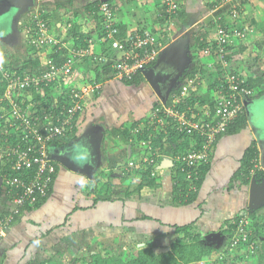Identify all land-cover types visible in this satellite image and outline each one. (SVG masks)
I'll list each match as a JSON object with an SVG mask.
<instances>
[{"label":"crops","instance_id":"1","mask_svg":"<svg viewBox=\"0 0 264 264\" xmlns=\"http://www.w3.org/2000/svg\"><path fill=\"white\" fill-rule=\"evenodd\" d=\"M96 1L103 2L0 0V8L6 10L0 22L5 20L8 23L7 26H0L1 62L6 64L15 60L17 64L28 62L31 66L26 28L36 9L44 10L54 36L69 45L76 44L75 38L65 40L70 29L76 26L81 34L94 39L95 57L104 58L99 60L90 56L78 60L69 82L61 86L62 91L67 88L72 91L93 81L102 84L98 92L90 93L83 99V110L76 115L73 130L50 146L51 157H67L70 166L52 159L57 166V174L51 191L47 198L25 207L16 217L0 242V264H89L85 256L105 248L112 251L116 246H134L137 251L143 246H153L155 251L167 252L179 238L190 242V238L197 236L207 246H215L218 252L189 264H222L223 261L230 264L229 258L216 261L228 235L211 244L205 238L213 232L223 234L226 219L234 218L250 206L251 182L245 185L241 179H235V174L253 143L259 148L261 157L259 140L262 138L257 130L264 131V127L256 123V119L248 118V124L241 131L228 133L218 140L211 155V169L197 198L190 204L178 203L175 199L174 159L165 153L155 168V187L137 189L144 177L128 164L132 160L140 161L145 153L140 144V133L136 135L135 130L147 123L156 108H177L176 102L169 104V100L174 89L184 83L179 82L172 89L168 102L164 103L142 71L140 74L143 77L136 83L114 78L112 60L120 56V52L110 49L101 39L100 18L86 9ZM112 2L117 9L119 37L121 33L125 36L147 30L156 35L160 53L154 64L165 50L171 48L174 53H184L187 69L202 67L204 73L199 74L195 91L201 112L209 109L208 101H215L219 95L220 85L215 83V74L220 69H224L225 73L231 69L234 73L261 79L264 85V0H240L238 19L232 18L229 3L221 5L218 0H180L181 9L171 20L165 15L163 0ZM219 25L246 29L245 37L228 46L227 67L214 54L208 55L204 49L200 51L196 48L198 30L202 29L204 37L212 41ZM37 57L44 63L47 54L40 50L32 59ZM257 90L249 97L259 99L258 102L255 100L254 106L264 109V93L258 94ZM61 93L55 92V100ZM158 100L160 103L155 105ZM202 101L207 102L200 105ZM178 110L191 112L190 108L186 111L178 107ZM173 117L166 115L164 119ZM81 140H85L92 150V178L83 173L84 166L62 154ZM82 179L85 181L83 185L80 183ZM0 181L1 216L10 211L13 202L5 177L0 176ZM252 212L256 216L264 215V201L256 205ZM165 228L168 230L165 231ZM262 229L258 240L264 242V225ZM124 248L125 251L128 249ZM259 252L264 254V243H261ZM262 256L258 258L262 259L260 264H264Z\"/></svg>","mask_w":264,"mask_h":264},{"label":"built area","instance_id":"2","mask_svg":"<svg viewBox=\"0 0 264 264\" xmlns=\"http://www.w3.org/2000/svg\"><path fill=\"white\" fill-rule=\"evenodd\" d=\"M240 0H218L222 4L229 3L231 6V16L238 19L240 15ZM164 12L166 16H173L181 9L180 0H163ZM116 7L111 1H103L98 5V10L91 12L99 15L102 20L101 39H104L109 48L120 52V56L112 60V73L118 80H130L143 68L153 65L160 53L156 35L151 31H139L135 34H127L119 37L120 31L116 20ZM173 19V18H172ZM171 20V19H170ZM245 28H232L230 26L219 25L217 28L215 46L205 48L208 55L214 54L219 58L224 67L228 66L226 50L235 40L246 36ZM27 39L31 45L37 48L56 47L59 50L67 49L66 59L58 63L53 58H47L44 68L33 73L14 75L9 69L1 68L0 81L6 80V88L0 96V106L5 103L9 109L7 112L15 120L11 125H18L20 131L15 143L6 139L7 146L0 149V169L7 167L9 171L5 174V184L10 195H12V207L7 214L0 216V242L7 230L14 223L16 217L27 206H33L41 202L49 195L53 178L57 172V166L51 158L50 146L56 140H60L69 134L75 126L76 115L83 110V99L90 93L98 92L102 84L97 81L71 91V101L73 104L67 110L57 112L44 110L43 115L38 114L33 107L34 103L28 106L21 104L23 93L33 90L39 91L43 86L54 85L56 90L63 92L61 86L63 79H70L74 73V66L78 60L94 56L93 38H88V46L69 45L60 38L54 36L50 31V22L44 10L36 9L32 15L30 25L26 28ZM103 60V57L98 58ZM224 84L220 86L219 95L215 98L214 111L204 110L205 116L201 118V123L188 119L187 113L178 110V105L183 102L184 96L195 88L198 84L199 73L194 78H188L183 84L180 94L175 96L177 108L169 106L156 108L149 116L147 123L139 126L135 134L143 130L150 129L154 124V129H164L166 115L174 116L178 121V127L186 128L189 133L198 131L202 136L206 135L207 140L199 148L192 143V149L181 156L183 161L191 168L187 175L191 189L195 180L199 177L200 165L207 163L213 152V143L218 134L225 132L237 118L245 112L244 98L251 96L254 90L247 84L246 76L232 71H226ZM1 118H5V110L1 113ZM152 140H142L140 144L144 151V161L153 163L155 160L151 153ZM180 159V158H179ZM130 168L138 169L140 165L134 160L130 161ZM264 168V167H263ZM156 175L155 172L152 173ZM235 229L231 234L229 252L219 254L216 261L222 262L227 259V255L234 252L235 256L248 257L258 251L256 241L250 239L252 230L248 220V215H243L239 220L232 222ZM248 243L242 252V243ZM238 248H241L237 251ZM244 253V254H242ZM237 254V255H236ZM234 257V256H233ZM216 264V263H214Z\"/></svg>","mask_w":264,"mask_h":264},{"label":"trees","instance_id":"3","mask_svg":"<svg viewBox=\"0 0 264 264\" xmlns=\"http://www.w3.org/2000/svg\"><path fill=\"white\" fill-rule=\"evenodd\" d=\"M112 2V0H111ZM100 4L99 1H96L92 4H89L87 6L88 12H94L98 10V5ZM179 12V11H178ZM177 14L173 16H167L168 19H172ZM47 16V15H46ZM96 18L100 16L95 15ZM100 21L102 23V20L100 18ZM101 29V28H100ZM217 32V31H216ZM103 33L101 32V36ZM124 33H121V37H123ZM73 38L76 39V45H85L88 46V37L81 34L78 31V28L76 26H73L69 31V36L65 39L68 41H71ZM209 41V42H208ZM216 37L214 40H209L208 37H204V33L202 32V29L198 30L197 33V49L200 51H203L205 48H210L215 46ZM52 48V49H51ZM44 51L47 54V58H53L56 62L61 63L66 59L68 51L66 49L59 50L56 47H44V48H37L34 45H31L29 43L28 45V52L29 55H31V61L32 64L29 67L28 62H24L23 64H17L15 60H11L9 62H6L5 69H9L12 74L18 75V74H24V73H33L36 71H39L40 69L44 68L45 64L41 63V60L39 57L32 59L33 55L36 56L38 51ZM46 58V59H47ZM45 59V60H46ZM44 60V62H45ZM217 74V80L215 81L216 85H222L224 84L225 80V70L220 69ZM203 71V72H202ZM230 71H232L230 69ZM233 72V71H232ZM196 73L203 74L204 70L200 65L198 67H191L190 69H186L185 73L181 76L180 83H186L188 78H194L196 76ZM142 74V73H141ZM140 73H138L134 78L130 80H122L126 83H136L141 80L143 77ZM1 71H0V77H1ZM247 78V84L250 88H252L254 91L257 88L258 94L264 93V85L261 83L262 80L260 79H254L252 77ZM260 81V82H259ZM69 82V79H63L62 83L67 84ZM98 82V81H97ZM214 83V84H215ZM54 85H47L43 86L41 90L36 91L33 90L30 93L25 92L23 93L21 104L25 105L24 107L28 106L29 103H34L35 106L33 109L37 111L38 114L43 115L44 110L48 111H54L57 110L58 113H60L63 109L67 110L73 102L71 101V91L70 88L65 89L60 95H58L56 100L54 97L55 92L54 91ZM6 88V80L0 81V96L3 95ZM196 88L190 89V91L187 93L186 96L183 98V102L178 105V107H182L183 109H186L188 111V108L191 109V112H186L187 117L190 120L197 121L201 123V118L204 115L203 112H201L198 104V96H195ZM182 91V84H180L177 88L173 91V97H170L169 104L174 102V98L176 95L180 94ZM196 91V92H195ZM159 101V100H158ZM156 102L155 105H158L160 103ZM207 102V101H206ZM205 101H202L200 105H204L206 103ZM209 102V109L211 112L214 111L215 108V101H208ZM196 105V108L194 106ZM55 106V109L53 108ZM198 108V109H197ZM9 108L6 107V104L3 103L0 106V149L5 148L7 146L6 139H9V142L15 143L17 140L18 134H14L20 131V128L18 125L14 126L11 125L12 122H15V120L10 116V113L7 112ZM54 109V110H53ZM5 110V118H1V113ZM193 110V111H192ZM207 110V109H206ZM190 111V110H189ZM248 124V115L245 110L243 114H241L237 120L231 124V126L228 128L227 131L222 132L217 135L214 143H213V152L216 147V144L218 140L223 135H226L228 133L238 132L241 131L243 128L246 127ZM156 124H154L150 129H145L141 131L140 139L141 140H152L151 149L149 151L150 156H152L155 160L153 163H147L145 162L144 156L141 157L140 161H135L140 165L138 168V171L141 172L143 175V179L140 182V185L137 189H143L145 187L153 188L156 184L155 176L152 175L153 172H155V168L157 165L161 163V155L162 154H168L171 155L174 159V166L172 167L173 173H174V193H175V199L178 201V203L182 204H190L192 203L198 196L199 190L202 186V183L206 177V175L209 173L212 165V158L210 155V158L207 163H204L200 165L199 167V177L194 182L195 190L190 188V183L187 180V175L189 170L191 168L186 164V162L183 161L182 157L183 155L187 154L193 147L192 143L196 144L194 147L199 148L205 140H207V136H202L201 133L198 131L194 133H189L186 128L178 127L179 123L174 118H167L165 122L164 129L160 130L157 128V130L154 129ZM157 126V125H156ZM128 134L125 133V137H127ZM180 158V159H179ZM260 159V150L257 147L256 143H253L246 151L244 157L242 158V166L235 174V179H241V181L245 185H249L251 182V179L253 176H255L259 180H264V164L261 165ZM130 170V169H128ZM137 170V169H136ZM9 171L7 167H2V170L0 169V176L5 177V174ZM57 174V172H56ZM56 175L53 178V181L55 180ZM53 184V183H52ZM51 184V186H52ZM100 187V186H99ZM51 191V189H50ZM49 191V193H50ZM9 193V192H8ZM10 195V194H9ZM12 196V195H11ZM48 197V196H47ZM46 197V198H47ZM251 210V211H250ZM253 209L250 208V206H246V208L240 213L236 214V216L232 219H226V223L224 225V231L223 235L229 237V235L232 234V232L235 229V225L232 224L234 220H239L240 217L243 215H248V220L250 223V228L252 230V235L250 239L252 241H256V244L259 246V249L261 248V243H264L259 241L258 236L263 231L262 227L264 225V216L259 218V216H251L253 214ZM254 215V214H253ZM232 220V222H231ZM262 230V231H261ZM224 239L223 242V250L222 252H229V243H231L230 239ZM245 246H248V243L244 242L241 245V248H245ZM241 248H238L237 251H239ZM135 252V253H134ZM218 250L215 246H207L204 241L200 237L196 238H190V242H186L184 238H179L176 242L172 244V248L170 251L167 252H157L155 251L153 246H143L140 247L133 252H131L130 256L127 258L125 257H119L116 253L113 251H110L109 249L105 248L102 249L99 253L95 254H89L85 256V259L89 262V264H189L191 262L200 261L205 256H214ZM233 253L227 255V259L229 258L231 261H234V264H239L240 262L242 264H248L250 260H252L256 254L249 255L248 257H233ZM264 254H260V257ZM264 257V256H262ZM127 258V259H126ZM238 259V261H237ZM224 262V261H223ZM222 262V264H224ZM227 262V261H226Z\"/></svg>","mask_w":264,"mask_h":264},{"label":"water","instance_id":"4","mask_svg":"<svg viewBox=\"0 0 264 264\" xmlns=\"http://www.w3.org/2000/svg\"><path fill=\"white\" fill-rule=\"evenodd\" d=\"M6 1V0H4ZM9 1V0H8ZM107 1V0H102ZM6 10L4 8H0V17L5 15ZM187 69V59L184 53H174L171 48L165 50L161 57L158 59L157 63L150 67H145L142 69V72L145 78L149 81L154 91L157 93L158 97L164 102L167 103L170 93L173 88L177 86V84L181 80V76L185 73ZM256 98L247 97L245 99V106L248 114L249 120H253L254 113L252 112V108L254 106ZM259 100V99H258ZM256 100V102H258ZM251 118V119H250ZM261 130H257V134H260ZM259 144L261 146V159L264 164V140L260 139ZM53 160L59 161L67 166H70L69 159L67 157L62 156H52ZM83 169V173L87 176L91 177L94 173V166L89 163L85 164ZM2 182L0 181V188ZM264 201V180L260 181L255 176L251 179L250 184V207L253 209L256 205ZM223 238L222 232H213L209 233L206 236V241L211 244L212 242L220 241ZM159 252L160 249H157Z\"/></svg>","mask_w":264,"mask_h":264},{"label":"rangeland","instance_id":"5","mask_svg":"<svg viewBox=\"0 0 264 264\" xmlns=\"http://www.w3.org/2000/svg\"><path fill=\"white\" fill-rule=\"evenodd\" d=\"M2 25H8V23H6L5 22V20L4 21H1L0 22V26L2 27ZM0 27V28H1ZM106 44H107V42H105ZM5 62L4 61H2L1 62V60H0V69L1 68H5ZM57 90H56V88L54 87V91L53 92H56ZM253 115H254V119H256V123H259L262 127H264V109H263V107H258V106H254L253 107ZM254 214V213H253ZM251 215L252 217L253 216H256L255 214L254 215ZM262 216H264V215H259V218H261ZM229 237H230V235H229ZM229 239V238H228ZM114 246H116V245H114ZM124 247H126V248H128L126 251L124 250L125 248ZM223 248H224V246H223ZM135 250V248H134V246H116L115 247V249L114 248H112V251L115 253H117V255L119 256V257H129L130 256V251L132 252V251H134ZM245 250V248L244 249H242L241 251L243 252ZM260 249H259V247H258V251H257V253H256V256L253 258V260L251 261H249V263L248 264H260L261 262H262V259L260 258V259H258L259 257H260ZM242 254H244V253H242ZM126 258V259H127ZM237 261H238V259H237ZM225 263H227V262H225ZM230 264H234V261H231V263ZM236 264V263H235ZM239 264H242L241 262L239 263Z\"/></svg>","mask_w":264,"mask_h":264},{"label":"clouds","instance_id":"6","mask_svg":"<svg viewBox=\"0 0 264 264\" xmlns=\"http://www.w3.org/2000/svg\"><path fill=\"white\" fill-rule=\"evenodd\" d=\"M260 135L261 138L264 139V131H261ZM62 154L68 155L70 159L80 166H84L85 164L92 162V150L90 145L85 140L74 143L71 150H65ZM259 160L261 161V165H263L261 157ZM80 183L83 185L85 181L82 179ZM164 230L167 231L168 229L165 228Z\"/></svg>","mask_w":264,"mask_h":264}]
</instances>
